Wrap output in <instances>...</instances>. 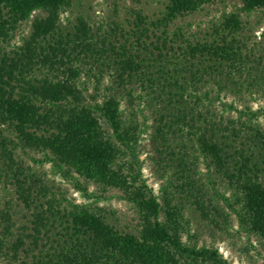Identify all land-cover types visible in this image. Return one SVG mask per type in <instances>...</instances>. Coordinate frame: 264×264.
<instances>
[{"label":"trees","instance_id":"trees-1","mask_svg":"<svg viewBox=\"0 0 264 264\" xmlns=\"http://www.w3.org/2000/svg\"><path fill=\"white\" fill-rule=\"evenodd\" d=\"M216 1L222 0H171L160 24L167 26L178 17ZM239 1L246 14L258 10L264 13V0ZM68 4V0H0V155L5 162L15 163L14 150L18 145L3 136L5 127L16 134L19 146L40 152L63 174L73 172L102 190L120 191L124 200L139 209L141 225L138 232L132 234L116 229L101 211L76 208L62 216L58 212L66 224L65 235L61 236L62 246L35 264H227L218 251L189 247L182 241L187 234V222L183 203L174 202L176 194L180 198L189 195L206 215L203 193L191 175L187 149L193 151L195 158L198 154L208 161L215 173L227 181L240 207L239 210L232 208L240 226L264 241V182L261 181L264 179V131L242 124L249 140L256 144L255 153L243 145L235 146L236 142H230L229 137L220 140L217 131L231 135L236 128L230 129L217 121L208 123L196 107L189 108L190 102L185 100L189 81L181 77L171 79L170 86L175 90L170 89L173 94L169 92L168 97L178 105V111L174 123L157 129V137L162 141L159 150L163 155L176 158L165 139L166 132H177L173 125H183L193 139L190 148L184 145L178 148L179 158L174 168L181 184L175 191L180 193L165 194L160 203L141 179L136 159L139 135L136 128L123 123L119 100L112 95L100 103L92 98L95 101L92 103L87 101L80 87L81 71L75 64L77 59L70 55L69 46L72 43L79 53L100 56L102 49L97 51L87 42L92 38L90 29L81 22L74 39L62 34L56 36L60 14ZM36 11L45 13L46 17L33 21L32 31L23 46L11 56L2 52L3 45L11 42L20 25ZM240 24L233 15L224 18L212 42L192 45L184 40L183 45L176 44L178 57L182 59V62L179 60L181 68L191 76L190 84L201 81L200 67L205 73L224 67L238 69L243 52V43L236 38L242 30ZM142 30L148 32L145 28ZM180 37L174 35V40ZM167 38L165 34L158 40H162L163 50L173 52L170 58L174 59L176 51ZM170 54L165 53L166 57ZM134 59L129 56L118 63L122 73L118 80L122 86L125 78H131L137 71L139 64ZM194 67H197L196 73ZM46 69L48 73L44 77L35 75V71ZM193 98L195 105L202 100L196 95ZM183 102L185 106L180 107ZM186 106H189L188 111H184ZM18 176L15 180L21 198L30 207L29 189L23 187ZM36 220L40 221L39 217ZM33 232L35 236L31 237L38 239L40 230L36 225Z\"/></svg>","mask_w":264,"mask_h":264},{"label":"rangeland","instance_id":"rangeland-1","mask_svg":"<svg viewBox=\"0 0 264 264\" xmlns=\"http://www.w3.org/2000/svg\"><path fill=\"white\" fill-rule=\"evenodd\" d=\"M68 2V7L60 14L56 36L62 34L70 40L72 37L74 39L81 22L90 29L92 38L87 42L97 51L102 49L100 56L79 53L72 43L69 46L72 51L70 55L72 59H77L75 64L81 71L80 87L87 101L92 103L95 102L92 98L100 103L112 95L119 100L123 123L136 128L139 135L136 159L141 179L152 189L160 203H163L165 194L180 193L175 191L181 184L174 168L179 158L178 148H182V145L190 148L189 143L193 139L183 125H173L177 132H166L165 139L170 144L169 151L172 150L176 158L163 155L159 150L162 141L157 137V129L163 124L174 123V115L178 111V105L168 97V93L175 90L170 86L171 79L181 77L189 81L185 100L188 99L190 107L186 106L184 111L195 106L208 123L217 121L230 129L235 127L236 131L231 135L220 131L216 134L220 140L225 141L229 137L230 142H236L235 146L243 145L246 150L257 151L256 144L249 140V134L246 135L242 124L264 131L262 11L246 14L239 0H222L203 5L163 26L160 23H163L171 0ZM233 15L238 17L242 27L236 35L243 43L238 69L224 67L205 73L202 67H198L201 81L194 82L192 79L194 84H190L191 76L181 68L182 59L178 57L176 44L183 45L184 40L192 45L212 42L217 38L216 31L221 29L224 18ZM45 17L43 12H34L1 51L11 56L30 36L33 21ZM144 28L148 32H143ZM165 34L176 51L174 59L170 58L173 52L163 50L160 44L162 40H158ZM174 35L181 37L174 40ZM167 51L171 53L168 57L165 55ZM129 56L135 57L139 66L136 73H132L134 76L125 78L122 86L118 80L122 74L118 63ZM194 68L196 73L197 67ZM47 73V69L35 71L37 77H44ZM195 95L202 98L198 105L193 102ZM205 95L208 99H205ZM182 105L185 106V102L180 107ZM2 130L3 136L18 146L14 150L13 165L5 162L0 155V264H35L38 259L42 260L52 255L54 250H59L66 224L58 212L62 216L76 208L101 211L119 231L138 232L141 225L139 209L124 200L120 191L102 190L73 172L63 174L47 162L40 152L19 146L14 132L5 127ZM187 152L191 175L203 193L206 215L199 211L189 195L180 198L176 194L174 202L183 203L187 222V234L183 235L182 241L189 247L218 251L227 264H264V241L247 233L232 210L240 209L235 191L215 173L208 161L198 154L195 155L197 158L192 156L191 149H187ZM17 176L23 187L29 189L30 207L21 198V190L15 180ZM261 181L264 182V179ZM36 217L40 221L37 222ZM34 225L40 230L38 239L31 237L34 235Z\"/></svg>","mask_w":264,"mask_h":264}]
</instances>
